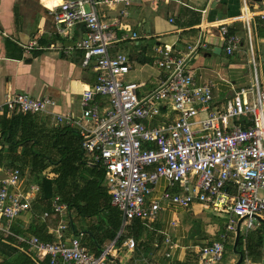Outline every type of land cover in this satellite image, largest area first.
Wrapping results in <instances>:
<instances>
[{"label": "built area", "instance_id": "2783aa9c", "mask_svg": "<svg viewBox=\"0 0 264 264\" xmlns=\"http://www.w3.org/2000/svg\"><path fill=\"white\" fill-rule=\"evenodd\" d=\"M133 2L62 0L58 6L48 8L61 33L78 26L85 29L84 37L73 46L64 49L56 44L50 46L66 55L82 51V66H92L96 72L95 85L83 93L81 119L55 114L56 101L48 97L33 98L25 93L0 101V116L5 110L53 115L55 122L78 128L84 138V151L91 161L100 162L106 168L105 182L112 204L122 212L124 225L135 219L154 221L161 210V201L189 208L197 200L206 208L232 215L229 231H236L242 220L248 233L261 223L258 218L264 220V79L260 65L253 59L250 86L235 88L224 110H212L214 85L197 84L190 64L206 45L189 46L185 52L167 45L157 62L163 73L161 86L140 98L138 91L142 84L126 80L131 71L129 56L112 53L119 40L99 12L102 4L126 6ZM243 2L240 15L217 25L228 55H233L240 43L239 37L229 32V23L243 22L251 36V21L260 18L264 22V0L262 7L255 11L250 10L248 0ZM32 46L25 48L30 50ZM97 96L106 99V108L95 101ZM167 103L177 113V119L166 127H149L146 121L158 116ZM201 112L207 116L198 120ZM21 178L22 172L16 168L8 170L3 180L0 235L16 237L19 246L26 244L28 248L24 251L38 264L45 258L49 264H109L116 241L108 242L100 254L88 250L79 238L69 243L63 241L64 232L69 228L66 220L69 207L59 197L52 202L53 210L61 216L55 231L57 241L16 236L11 229L14 220L31 209L30 195L17 191ZM161 178L170 186L188 187L193 178L196 183L191 194L166 192L160 200L148 203L153 187ZM11 188L15 191L11 192ZM39 191V185L31 187V194ZM48 216L46 212L44 217ZM224 242L203 247L198 264H222ZM129 246L134 247L135 242L129 240ZM244 264L260 263L246 258Z\"/></svg>", "mask_w": 264, "mask_h": 264}, {"label": "crops", "instance_id": "0c3cea01", "mask_svg": "<svg viewBox=\"0 0 264 264\" xmlns=\"http://www.w3.org/2000/svg\"><path fill=\"white\" fill-rule=\"evenodd\" d=\"M61 1L0 0V101L18 93L37 99L48 97L57 103L53 113L81 119L83 93L95 85L97 76L92 66H82V51L66 55L59 49L50 48L52 44L60 49L73 46L85 35V29L80 26L64 33L59 31L60 26L48 8L59 5ZM248 6L252 11L262 7L261 3L251 0H248ZM243 7V0H134L126 6L102 4L99 12L119 40L112 53L129 56L131 71L126 80L142 84L138 91L140 98L151 94L162 84L163 73L157 62L162 58L160 52L165 46L185 52L189 46L205 44L206 49H201L190 63L192 74L197 84L209 82L214 85L211 109L224 110L235 88L252 83L253 59L260 65L264 79V22L260 18L251 21V36L243 22L228 24L229 31L240 39L233 55L227 54L221 28L217 27L240 15ZM206 21L207 25L204 24ZM203 27L204 30L201 29ZM29 45L33 46L27 50L25 47ZM95 101L103 108L107 107L106 99L97 96ZM41 116L49 118L53 124L65 125L55 122L53 115ZM206 116V112H201L197 119ZM176 119L177 113L167 103L161 113L146 124L149 127H166ZM7 172L0 168V190ZM195 183L193 178L188 187L182 184L170 186L166 179L161 178L153 187L148 203L160 200L166 192L191 194ZM33 185L39 184L31 181L27 172L22 174L17 191L30 195L31 209L23 212L11 226L16 236L25 239L35 236L46 220L42 210L35 209L40 191L31 194ZM10 190L15 191L13 188ZM228 192L234 194L232 189ZM70 217L69 212L66 218L69 228L64 232L63 241L69 243L73 238H79L83 243L85 233L80 231L81 225L88 224L89 220L77 226L80 233L76 236L70 229ZM233 219L232 215L213 211L197 200L189 208L161 201L157 218L154 221L140 219L143 229L115 246L109 264H198L203 247L224 241L222 264H236L240 257L234 250L237 228L236 231L228 229ZM132 222L123 224V229ZM261 224L248 233H255ZM56 229H47L53 242L58 240ZM248 233L241 224V235ZM129 240H135L134 247L129 246ZM27 248L26 244L19 246L14 236L0 235V264H28L22 257V253L28 254L24 251ZM261 253L247 258L264 264V246ZM42 264H49V260L45 258Z\"/></svg>", "mask_w": 264, "mask_h": 264}, {"label": "trees", "instance_id": "16d2710c", "mask_svg": "<svg viewBox=\"0 0 264 264\" xmlns=\"http://www.w3.org/2000/svg\"><path fill=\"white\" fill-rule=\"evenodd\" d=\"M83 141L80 130L53 124L41 115L5 110L0 116V168L27 172L41 189L35 209L42 210V215L49 213L35 236L54 241L47 229H56L61 222L52 207L53 200L59 197L69 207L71 231L76 236L83 231V246L100 254L108 242L116 241L119 245L134 232L141 231L143 222L135 219L123 229L122 212L112 204L105 182L106 168L100 162L91 161L83 149ZM85 220H89L88 224L81 225ZM77 225H81L80 231ZM263 246L264 225L261 224L255 233L241 235L237 250L246 260L254 254L262 255ZM22 255L28 264H36L29 254Z\"/></svg>", "mask_w": 264, "mask_h": 264}, {"label": "water", "instance_id": "95a60500", "mask_svg": "<svg viewBox=\"0 0 264 264\" xmlns=\"http://www.w3.org/2000/svg\"><path fill=\"white\" fill-rule=\"evenodd\" d=\"M251 1H253L255 3H261L263 0H251ZM220 51H222V50H220ZM258 220H259V222L264 224V220H262L260 218H258ZM241 224H242V220H240L238 227H237L236 241L234 244V250L236 252H238L237 247H238L240 236H241ZM238 253L240 254V257H239V260L236 264H242L243 260H244V255L241 252H238Z\"/></svg>", "mask_w": 264, "mask_h": 264}, {"label": "bare ground", "instance_id": "6f19581e", "mask_svg": "<svg viewBox=\"0 0 264 264\" xmlns=\"http://www.w3.org/2000/svg\"><path fill=\"white\" fill-rule=\"evenodd\" d=\"M58 6V5H57ZM54 8V7H53Z\"/></svg>", "mask_w": 264, "mask_h": 264}, {"label": "rangeland", "instance_id": "374dc122", "mask_svg": "<svg viewBox=\"0 0 264 264\" xmlns=\"http://www.w3.org/2000/svg\"><path fill=\"white\" fill-rule=\"evenodd\" d=\"M78 226V225H77Z\"/></svg>", "mask_w": 264, "mask_h": 264}]
</instances>
